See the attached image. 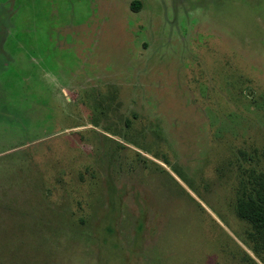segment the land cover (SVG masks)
Segmentation results:
<instances>
[{"label":"rangeland","instance_id":"374dc122","mask_svg":"<svg viewBox=\"0 0 264 264\" xmlns=\"http://www.w3.org/2000/svg\"><path fill=\"white\" fill-rule=\"evenodd\" d=\"M0 0V264H264V0Z\"/></svg>","mask_w":264,"mask_h":264},{"label":"trees","instance_id":"16d2710c","mask_svg":"<svg viewBox=\"0 0 264 264\" xmlns=\"http://www.w3.org/2000/svg\"><path fill=\"white\" fill-rule=\"evenodd\" d=\"M130 7L132 9L139 8V1L132 0ZM247 208H239L238 214L246 219L253 229L252 235L259 242L258 248L264 253V185L257 192V200L250 199Z\"/></svg>","mask_w":264,"mask_h":264}]
</instances>
